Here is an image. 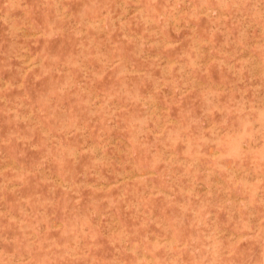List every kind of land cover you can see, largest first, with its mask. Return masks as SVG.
I'll return each mask as SVG.
<instances>
[{
	"label": "rangeland",
	"instance_id": "obj_1",
	"mask_svg": "<svg viewBox=\"0 0 264 264\" xmlns=\"http://www.w3.org/2000/svg\"><path fill=\"white\" fill-rule=\"evenodd\" d=\"M0 264H264V0H0Z\"/></svg>",
	"mask_w": 264,
	"mask_h": 264
}]
</instances>
